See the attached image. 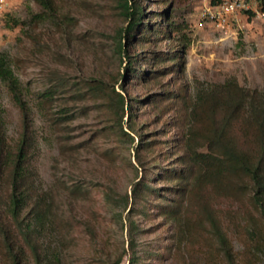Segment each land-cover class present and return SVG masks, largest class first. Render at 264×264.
Returning <instances> with one entry per match:
<instances>
[{
	"label": "rangeland",
	"instance_id": "1",
	"mask_svg": "<svg viewBox=\"0 0 264 264\" xmlns=\"http://www.w3.org/2000/svg\"><path fill=\"white\" fill-rule=\"evenodd\" d=\"M55 1L57 17L38 20L42 10L34 0H10L6 21L0 24V54L19 79L29 109L35 188L38 194L52 192L58 209V225H48L38 237L42 251L51 253L56 264H116L119 258V264H128L132 256L135 264H264V249L249 254L245 247L248 208L215 198L209 189L201 191L214 209L237 214L235 225L223 221L231 263L213 239L203 238L185 252L178 249L173 222L160 208L177 199L179 189L172 180L182 155L175 134L184 128L171 124L179 114L174 109H181L178 98L184 95L193 102L198 91L228 80L264 93V19L242 16L216 29L200 21L201 0H137L146 27L164 30L170 23L178 30L168 37L154 34L150 42L139 37L131 45L124 41L134 57L129 71L133 59L122 58L117 49L119 34L128 27L117 0ZM64 16L67 25L61 24ZM173 54L179 59L168 69L172 62L159 59ZM113 79L132 110L133 129H128L126 115L123 131L133 142L119 128L111 129L113 116L102 101L68 97L77 87L86 90L87 82ZM54 85H59L56 101L44 107L43 97ZM0 105L5 137L12 143L21 132V115L1 84ZM59 106L68 117L57 127L53 121L60 116ZM187 181L186 190L200 193L191 178ZM138 184L139 190L143 184L149 189L134 203ZM74 186L82 194L75 196ZM189 197L183 195L182 203L191 204L193 213L198 204ZM23 251L20 264H35L25 247ZM0 264L12 263L0 252Z\"/></svg>",
	"mask_w": 264,
	"mask_h": 264
},
{
	"label": "trees",
	"instance_id": "2",
	"mask_svg": "<svg viewBox=\"0 0 264 264\" xmlns=\"http://www.w3.org/2000/svg\"><path fill=\"white\" fill-rule=\"evenodd\" d=\"M34 2L42 10L38 20L43 17H57L55 0H34ZM117 2L128 23V27L119 34L117 49L122 58L133 59L129 66L131 71L134 57L129 55V46H125L124 41L131 45L133 40L139 37L145 42H150L152 35L161 33L164 37H168L167 35L177 31L178 27L170 23L164 30L146 27L143 7L137 0H117ZM67 20L66 16L62 17L61 24L67 25ZM5 21L6 19L3 22ZM182 37L184 41L185 38ZM178 59V56L173 54V57H162L159 60L162 63L171 61L169 69L174 68V63H177ZM116 82V79L111 83L92 80L86 83V90H79L77 87L68 97L76 102L82 101L87 96L102 101L113 116L111 129L119 128L123 135L133 142V138L123 131V119L126 115H128V129H133L132 110L129 106L127 110L126 97L115 90ZM0 84L6 88L13 105L21 115L19 137L9 143L5 137V124L0 105V252L5 261L20 264L25 247L35 264H45V261L56 264L51 253L42 251L38 237L48 225H58V215L55 211L58 210L57 204L52 192L38 194L36 191L35 172L29 159V149L32 145L28 130L29 109L23 100L20 81L14 75L7 57L2 54H0ZM53 88L43 97L44 107L56 101L54 97L59 85H54ZM174 95L171 94L170 97H175ZM178 99H182L181 109H174L175 113L179 111V114L171 118V124L181 127L182 130L184 128L181 135L175 134L176 146L181 149L182 155L181 167L179 170H173L172 180L178 182L179 189H177V199L169 202L168 205L160 206L164 217L173 222L174 240L178 249L182 248L185 252L203 238L206 241L213 239L219 252L229 263L232 261V246L225 234L227 224L223 221L227 219L229 227L235 225L237 214L234 212L224 214L221 210L214 209L212 204L202 198L201 191L207 189L215 198L230 199L241 207L248 208L247 216L238 215L239 220L243 217L245 223L243 230L249 240L245 247L249 250V254L264 249V93L243 88L236 81L228 80L210 90L198 91L193 102L184 95ZM59 107L60 116L53 121L57 127H60L68 117L65 115L66 108ZM137 152L139 153L138 148ZM138 153L136 157L140 161ZM188 178L192 179L194 186L199 187L200 193L184 188V185L185 187L188 185ZM140 187L138 184L133 190L134 203L140 200L143 191L149 189L145 184L139 190ZM72 191L75 196L82 194V190L77 186H74ZM188 193L189 198L192 201L196 200L198 204L197 211L193 213L191 204L182 203L183 195ZM106 199H109L108 195ZM128 199L127 197L124 202L126 206ZM192 215L195 219H192ZM256 221L259 223L254 224ZM130 248L133 249L132 243ZM120 261L121 258L116 264ZM135 261L136 258L132 256L128 264H135Z\"/></svg>",
	"mask_w": 264,
	"mask_h": 264
},
{
	"label": "built area",
	"instance_id": "3",
	"mask_svg": "<svg viewBox=\"0 0 264 264\" xmlns=\"http://www.w3.org/2000/svg\"><path fill=\"white\" fill-rule=\"evenodd\" d=\"M10 0H0V24L6 19ZM264 19L263 0H201L200 21L216 29L237 23L240 17Z\"/></svg>",
	"mask_w": 264,
	"mask_h": 264
}]
</instances>
